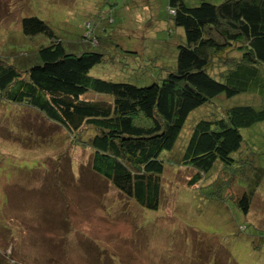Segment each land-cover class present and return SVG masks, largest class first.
Returning a JSON list of instances; mask_svg holds the SVG:
<instances>
[{
	"label": "rangeland",
	"instance_id": "374dc122",
	"mask_svg": "<svg viewBox=\"0 0 264 264\" xmlns=\"http://www.w3.org/2000/svg\"><path fill=\"white\" fill-rule=\"evenodd\" d=\"M26 16L44 20L67 45L102 52L89 74L112 81L144 85L147 74L160 77L175 65L177 45L184 41L183 28L169 21L168 0H0V52L17 56L15 65L20 54L49 41L44 34H23ZM91 35L109 47L93 44ZM132 43L139 54L128 52ZM87 93L86 99L111 102L106 94ZM252 101L259 100L239 94L208 105ZM263 129L260 123L244 134L264 146ZM189 132L184 129L182 142ZM70 140L39 111L0 100L3 264H264V153L257 163L245 164L242 174L230 178L217 166L190 185L197 170L175 161L179 143L165 162L159 206L149 209L92 171L91 149ZM256 170L262 175L254 176ZM209 183L215 185L201 188ZM245 193L247 213L240 204Z\"/></svg>",
	"mask_w": 264,
	"mask_h": 264
},
{
	"label": "trees",
	"instance_id": "16d2710c",
	"mask_svg": "<svg viewBox=\"0 0 264 264\" xmlns=\"http://www.w3.org/2000/svg\"><path fill=\"white\" fill-rule=\"evenodd\" d=\"M168 8L171 25L184 30V41L177 45L172 69L160 77L147 74L150 82L144 85L90 75L104 54L67 45L37 16L22 18V32L26 37L44 34L47 43L29 55L20 54L16 65L17 56L0 52V100L24 103L63 127L70 142L91 149L92 171L149 209L159 206L165 162L179 143L180 156L173 158L197 170L190 185L206 179L217 166L229 171L230 178L242 174L245 164L257 163L264 153L261 140L244 134L264 123V0H203L196 5L168 0ZM96 38L91 35L93 44L109 47ZM135 44L128 52L139 54ZM88 91L106 94L111 102L86 99ZM239 94L259 101L208 105L215 98ZM188 127L189 136L182 142ZM248 196L240 199L246 213Z\"/></svg>",
	"mask_w": 264,
	"mask_h": 264
}]
</instances>
